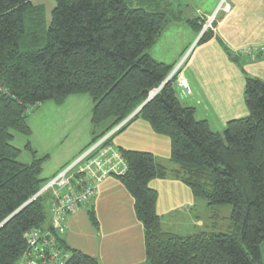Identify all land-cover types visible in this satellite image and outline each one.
Listing matches in <instances>:
<instances>
[{"label":"trees","instance_id":"obj_1","mask_svg":"<svg viewBox=\"0 0 264 264\" xmlns=\"http://www.w3.org/2000/svg\"><path fill=\"white\" fill-rule=\"evenodd\" d=\"M54 1L48 27L45 8L32 0H0V264L22 259L26 235L33 230L53 239L67 264H100L70 248L65 233L52 228L51 193L33 200L52 179L42 178L49 157H38L30 143L24 149L12 144L15 134L32 135L31 114L47 102L61 106L72 96H90L92 140L85 153L162 85L129 122L144 120L156 134L169 138L170 160L177 169L170 171L151 153L115 148L114 136L129 122L105 142L127 164L126 172L115 178L135 200L147 264H264V82L248 78L249 115L229 121L221 133L213 131L208 121L196 119L193 107L181 103L176 78L166 83L173 68L148 53L168 23L160 5ZM188 24L201 33L202 22ZM212 37L213 32H205L199 43ZM23 152L30 155L29 162L20 161ZM170 176L186 185L197 202L205 201L206 209L230 207L227 230H214L220 216L211 230L185 236L164 231L158 192L149 185ZM88 214L99 231L95 209Z\"/></svg>","mask_w":264,"mask_h":264},{"label":"crops","instance_id":"obj_2","mask_svg":"<svg viewBox=\"0 0 264 264\" xmlns=\"http://www.w3.org/2000/svg\"><path fill=\"white\" fill-rule=\"evenodd\" d=\"M189 1L138 0L149 8L151 4L160 5L168 14V23L163 32L173 22L184 24L199 21L204 27L205 22L219 7V0H215L217 3H213L205 11L202 6H196L194 10L196 17L193 19L191 14L188 15L183 10V7H188ZM229 1L231 11L219 14L213 30H209L213 32V37L209 41L199 43L202 31L200 34L195 32L198 36L197 42L190 48L191 43L181 48L173 58L157 59L150 55L156 61L171 66L173 68L171 74L189 55L179 72L181 77L189 81L192 95L186 96L176 79L178 97L184 106L195 109L197 120L208 121L212 130L219 133L225 130L229 121L246 118L249 115L245 95L247 79L264 82V51L261 52L262 48L264 50V0ZM248 46L259 49L258 53L256 55L246 53L250 48L244 49ZM73 97H70L63 106ZM48 103L53 102L45 104ZM45 104L38 107L30 116L29 124L32 129L30 138L34 135L32 115L40 111ZM74 118L75 111L56 110L54 113V122L59 127L74 123ZM49 138L51 139V136ZM27 143L31 144L39 157L38 147L32 140L27 141L24 147ZM112 144L115 148L123 150L151 153L170 171L177 169L170 160V139L156 134L151 125L144 120L136 119L129 122L122 132L114 136ZM51 145L52 143L44 144L46 149L44 153L48 152L47 149ZM85 145L86 142L68 154L54 169L55 173L53 170L43 179L53 178L71 166L82 156L88 146ZM149 186L158 192L157 213L162 218L164 231L166 230L163 224L166 223V218L173 216L176 217L174 219H181V215L192 213L199 203L186 185L171 176L164 180H153ZM91 207L95 209L99 231L94 229L89 219L88 212ZM220 215V211H217V214L210 216L209 219L214 222ZM195 220L201 221L200 216H195ZM63 238L70 248L96 258L100 264H147L145 232L136 216L135 200L115 177L104 180L98 186L94 199L69 217Z\"/></svg>","mask_w":264,"mask_h":264},{"label":"rangeland","instance_id":"obj_3","mask_svg":"<svg viewBox=\"0 0 264 264\" xmlns=\"http://www.w3.org/2000/svg\"><path fill=\"white\" fill-rule=\"evenodd\" d=\"M34 6H42L46 10V23L50 26L52 19V12L56 7V2L54 0H32ZM230 2V1H229ZM213 3H217L215 0H190L188 2V7H183L188 15H192L193 19L196 17L194 10L196 6H202L204 11L209 9ZM196 4V5H195ZM220 0L218 1V6ZM231 4V3H230ZM217 12V11H216ZM215 12V13H216ZM214 13V14H215ZM223 13V12H220ZM217 13V18L219 14ZM213 14V15H214ZM190 17V16H189ZM204 28V27H203ZM194 30V31H193ZM195 29H193L188 22L184 24H178L173 22L170 24L165 32L161 33L158 37L154 46L148 51L149 55L159 58H173L177 52L186 47L187 45L193 46L198 39L196 36ZM203 32V30H202ZM202 35V33H201ZM200 35V36H201ZM188 48V49H189ZM253 48V47H246ZM188 56V55H187ZM170 58V59H171ZM186 58V57H185ZM180 73V72H178ZM163 86V85H162ZM161 86V87H162ZM161 87L151 93V96H155ZM185 98V96H182ZM182 101L185 102L184 99ZM93 102L88 95L74 96L69 100L67 105L59 106L55 103H48L41 107L40 111L35 112L32 115V127L34 131L33 137L27 139L23 135L15 134V139L12 144L20 149H23L27 141L32 140L33 144L40 150V158L49 155V159L44 164L42 178L52 173V171L70 154L74 152L80 145L86 142V145L92 140V116ZM56 110L75 111V122L69 125L64 124L62 127L56 126L54 122V113ZM59 117L60 115L57 114ZM198 117H200L198 115ZM64 133V135H63ZM61 135V137H60ZM51 136V139L49 138ZM49 140V141H48ZM52 143V145L47 149L48 152L44 153L46 149L44 144ZM84 146V147H85ZM83 147V148H84ZM21 162L30 161V155L23 152L20 157ZM55 173V170H54ZM206 209V202L200 200L197 207L194 208L192 213H184L181 215V219H174L176 217H170L165 219V230L180 235H191L198 233L200 231H207L211 228L212 221L210 216L217 214V211L221 213V219L218 221V225L214 230L217 232H225L229 225V216L231 208L228 206L222 208H216L215 210ZM195 216H200L201 221H196ZM228 218V219H227ZM217 220V219H216ZM212 229V228H211ZM210 229V230H211ZM262 255L264 259V243L262 244Z\"/></svg>","mask_w":264,"mask_h":264},{"label":"built area","instance_id":"obj_4","mask_svg":"<svg viewBox=\"0 0 264 264\" xmlns=\"http://www.w3.org/2000/svg\"><path fill=\"white\" fill-rule=\"evenodd\" d=\"M231 9L229 0H220L217 12L205 22L202 35L213 30L217 21V13L227 14ZM258 51L259 49L250 48L246 50V53L256 55ZM262 51H264L263 48ZM187 57L168 80L176 78L184 94L191 96L192 88L189 81L178 73ZM124 124L125 122L89 148L71 166L48 181L37 194V197L47 193L53 195L49 208L52 228L60 235L65 233L69 217L94 199L98 186L104 180L109 177L121 176L126 172L127 164L120 152L110 146H105V142ZM41 233L33 230L26 235L28 249L17 264H67L61 252L56 249L53 239H47L45 236H41Z\"/></svg>","mask_w":264,"mask_h":264},{"label":"water","instance_id":"obj_5","mask_svg":"<svg viewBox=\"0 0 264 264\" xmlns=\"http://www.w3.org/2000/svg\"><path fill=\"white\" fill-rule=\"evenodd\" d=\"M168 79H169V78H168ZM168 79L166 80V83L169 81ZM153 97H154V96H152L151 98H149V100H148L147 102H149ZM147 102H146V103H147ZM146 103H145V104H146ZM145 104H144V105H145ZM144 105L141 106V107H140V108H139V109H138V110H137V111H136V112H135V113H134V114H133L128 120H127V121H125V123L129 122V120H130L131 118H133V117H134V116H135V115H136V114H137V113H138V112L144 107ZM27 205H28V204H26L24 207H26ZM22 209H23V208H22ZM17 213H18V212H17ZM17 213H16V214H17ZM13 216H14V215H13ZM13 216H12V217H13ZM12 217H11V218H12ZM5 223H6V222H5Z\"/></svg>","mask_w":264,"mask_h":264},{"label":"bare ground","instance_id":"obj_6","mask_svg":"<svg viewBox=\"0 0 264 264\" xmlns=\"http://www.w3.org/2000/svg\"><path fill=\"white\" fill-rule=\"evenodd\" d=\"M37 196H35L33 199H35Z\"/></svg>","mask_w":264,"mask_h":264}]
</instances>
